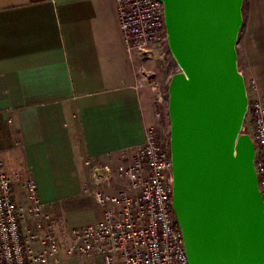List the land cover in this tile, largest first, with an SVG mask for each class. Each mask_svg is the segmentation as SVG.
<instances>
[{"label": "crops", "instance_id": "1", "mask_svg": "<svg viewBox=\"0 0 264 264\" xmlns=\"http://www.w3.org/2000/svg\"><path fill=\"white\" fill-rule=\"evenodd\" d=\"M235 49L244 81L264 94V0L242 1ZM160 52L128 56L114 0H0V161L29 173L49 208L60 198L43 182L65 201L84 193L82 159L115 160L143 143L153 117L136 67L161 79ZM100 217L97 208L90 221Z\"/></svg>", "mask_w": 264, "mask_h": 264}, {"label": "water", "instance_id": "2", "mask_svg": "<svg viewBox=\"0 0 264 264\" xmlns=\"http://www.w3.org/2000/svg\"><path fill=\"white\" fill-rule=\"evenodd\" d=\"M178 64L168 85L171 209L188 264H264V201L237 67L243 0H160Z\"/></svg>", "mask_w": 264, "mask_h": 264}, {"label": "built area", "instance_id": "3", "mask_svg": "<svg viewBox=\"0 0 264 264\" xmlns=\"http://www.w3.org/2000/svg\"><path fill=\"white\" fill-rule=\"evenodd\" d=\"M118 27L130 58L147 60L153 49L168 46L160 0H114ZM138 80L162 92L144 65L137 64ZM251 121L254 169L264 201V94L253 79L244 81ZM159 113L156 114V117ZM246 118V117H245ZM88 183L84 193L101 209V217L72 228L65 253L99 257L103 264H188L180 227L171 209L173 186L170 138L148 125L141 145L125 149L117 159L96 162L84 158ZM1 162V161H0ZM28 202L27 215L44 212L35 179L20 170H4L0 163V264H60V247L51 232L24 235V208L17 203L18 184ZM38 230L41 223L37 224Z\"/></svg>", "mask_w": 264, "mask_h": 264}, {"label": "rangeland", "instance_id": "4", "mask_svg": "<svg viewBox=\"0 0 264 264\" xmlns=\"http://www.w3.org/2000/svg\"><path fill=\"white\" fill-rule=\"evenodd\" d=\"M160 51L161 57L164 60L165 69L161 79L158 80L154 77V75H152V78L159 83V87L162 92L161 101L157 100V90L152 89L145 80H138V84L140 88L147 91L150 98L153 117L152 123L157 126L160 134H162L165 138H170V121L168 118V85L172 76L180 69L168 46L166 48L160 49ZM158 113L159 116L156 117V114ZM251 126L252 124L250 118L246 116L243 123V132L247 133L249 136L251 134ZM0 163L2 164L3 169L6 171L15 168L14 166H10L9 163H5L2 159ZM23 175L25 177L24 173ZM20 184H22V182ZM48 186L49 185L43 182V187H41L42 192H45V196L47 197L48 195H51V198H60V200L54 205L53 208H49L47 205H44V214L41 217L36 218L27 215L28 202L21 185H17L15 188L17 203L24 208L25 219L21 224L24 235H30L35 232H38L42 235L47 232H51L59 243V257L61 260L60 264H103L102 259L99 257L80 258L69 256L65 253V246L69 240L71 229L86 225L88 222H91L90 220L94 216V211L95 209L99 208V206L91 196L83 192L81 193L80 191L79 193L77 192V194L74 193L75 195L71 196L65 201L63 199L66 196L65 194L49 193ZM61 199H63L64 202ZM38 222L41 223V229L39 230L37 228Z\"/></svg>", "mask_w": 264, "mask_h": 264}]
</instances>
